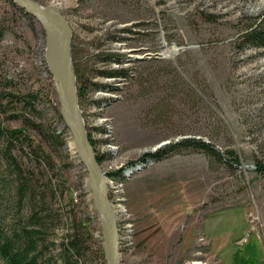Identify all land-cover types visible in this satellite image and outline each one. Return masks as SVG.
<instances>
[{
	"label": "rangeland",
	"instance_id": "obj_1",
	"mask_svg": "<svg viewBox=\"0 0 264 264\" xmlns=\"http://www.w3.org/2000/svg\"><path fill=\"white\" fill-rule=\"evenodd\" d=\"M34 1L55 8L68 27L75 91L85 88L78 111L95 140V157L103 156L98 163L117 212L122 264H264V173L257 170L264 165V47L251 41L264 36V0ZM45 44L31 16L0 0V96L38 92L40 114L33 120L51 124V134L63 140L42 142L26 129L31 145L23 141L12 154L29 171L30 190L19 197L6 177L0 230L26 226L33 206L38 216L48 215L40 224L37 263L62 264V243L82 221L86 252L78 264H107L87 172L60 116ZM170 47L176 54L163 55ZM9 97H2L0 117L16 130L22 118L10 116L23 105L8 104ZM186 138L231 151L238 163L187 149L160 161L143 158ZM33 146L46 161L34 159ZM118 168L120 176L110 173ZM140 177L139 195L130 194L128 184Z\"/></svg>",
	"mask_w": 264,
	"mask_h": 264
},
{
	"label": "trees",
	"instance_id": "obj_2",
	"mask_svg": "<svg viewBox=\"0 0 264 264\" xmlns=\"http://www.w3.org/2000/svg\"><path fill=\"white\" fill-rule=\"evenodd\" d=\"M23 14L26 15L24 12ZM251 41H255L257 45L264 47L263 35H252ZM97 57L98 59L102 60L110 58V55H99ZM98 74H101L102 76L116 75V73L104 71L98 72ZM124 74L126 73L123 72V74L120 73L119 75ZM89 85L93 86L94 88L103 87L95 83H90ZM84 90V87H79L77 89V101L80 99V97L84 96ZM5 95L10 96L7 102L8 104L14 103L15 101L20 102L21 105H23L21 110L28 111L29 115L26 116L21 110H19V115L10 116V118L13 119L22 118V127L16 130L5 127L3 124L4 119L0 117V199L2 197V193L5 191L6 181H8H5L6 177H11L16 182L15 194H18L19 197H21L24 192H29L30 190V173L28 170L26 171L25 168H22V164L20 163L21 158L12 154V149L15 146L21 145L23 141H26L27 145H31L28 136H26L24 133L27 128H30V130L36 132L42 142L48 141L47 143L53 142L61 145L63 144V140L60 139L59 135L57 136L53 132L51 134V131L49 130L50 127H52L51 124L45 125V123L43 124L41 121L36 122L33 120V117L37 116V114H40L34 108L36 101H38V92H28L27 94L21 95L19 97L15 96L12 92L11 94H3V96ZM2 97L0 96V116L5 113L4 107L1 104L3 99ZM14 109H16V106ZM58 117L60 118L59 114ZM103 131L104 130H101L100 132L103 133ZM89 137L90 135L88 136V139L93 147V142L95 140H92ZM102 141L108 143L110 140L104 139L101 140V142ZM185 149L195 152L201 150L204 153L212 155L213 157L217 156L221 162H229V164L238 163V159L236 158L235 154H233V152L227 151L226 154L220 153L210 143L194 138H186L176 143L168 144L154 153L144 154L143 158L160 161L171 154H178L180 151ZM31 153H33L34 159L36 161H40L41 159L46 161V158H48L45 156V154L41 153L39 146H33ZM96 160L100 163L103 160V156H99V154H97ZM257 170L261 173H264V165L258 164ZM111 173L115 174L116 176H120L121 170H115ZM43 209V207L38 208L39 212H43ZM30 213V221L26 223V226L22 225L15 228L13 227L14 230H12V232L9 234L0 230V261L2 264H38L37 262L41 252L37 251V243L39 239L41 240L42 236L40 224L43 223L45 219H47L46 217L48 215L43 217L38 216L33 206ZM83 226V222L77 220L73 226L72 232H70L66 236L65 241H63L61 246L62 264H78L77 259H81V257H83L82 255L86 252V246L84 244V240L82 238L83 234L81 232L83 230ZM98 253L101 254H98L99 258L103 259L102 253ZM72 257H75V261H73L74 259ZM99 264L105 263L102 260V263L100 262Z\"/></svg>",
	"mask_w": 264,
	"mask_h": 264
},
{
	"label": "water",
	"instance_id": "obj_3",
	"mask_svg": "<svg viewBox=\"0 0 264 264\" xmlns=\"http://www.w3.org/2000/svg\"><path fill=\"white\" fill-rule=\"evenodd\" d=\"M15 6L31 16L46 36L45 61L54 79V90L60 104V116L73 137V145L87 172L88 187L99 214L103 234V253L107 264H122L117 242L116 224L107 202L103 171L95 159L81 115L78 111L74 74L70 62V34L59 12L43 7L34 0H12ZM165 144L160 143L156 150Z\"/></svg>",
	"mask_w": 264,
	"mask_h": 264
},
{
	"label": "bare ground",
	"instance_id": "obj_4",
	"mask_svg": "<svg viewBox=\"0 0 264 264\" xmlns=\"http://www.w3.org/2000/svg\"><path fill=\"white\" fill-rule=\"evenodd\" d=\"M34 20V19H33ZM45 35V34H44ZM45 42H46V36H45ZM46 44H45V53H46ZM69 49H70V56H71V46H70V44H69ZM176 52H177V49L175 48V47H170V48H166L163 52H162V54L163 55H168V54H170V55H172V54H176ZM70 62H71V66H72V61L70 60ZM50 73V72H49ZM73 74H74V72H73ZM53 77V76H52ZM54 80V79H53ZM53 87H54V84H53ZM55 91V90H54ZM76 94V101H77V93H75ZM59 112H60V108H59ZM82 119V118H81ZM85 129V128H84ZM86 130V129H85ZM86 134H87V132H86ZM88 135V134H87ZM71 137H72V134H71ZM72 139V141H73V137L71 138ZM87 139H88V136H87ZM88 142H89V139H88ZM89 144H90V142H89ZM74 146V145H73ZM90 146L92 147V145L90 144ZM92 149H93V147H92ZM94 152V151H93ZM95 153V152H94ZM95 159H96V157H95ZM97 161V160H96ZM98 163V162H97ZM99 164V163H98ZM141 168V167H140ZM140 168H137V169H140ZM123 169H126V168H122V170ZM117 170H120L119 168L117 169ZM102 171H103V175H104V178H105V184H106V188H107V183H106V175H105V172H104V170L102 169ZM115 171V170H114ZM112 171L110 170V173H111ZM107 180H108V178H107ZM118 183H121V182H118ZM108 184H109V180H108ZM87 185H88V183H87ZM89 188V187H88ZM90 189V188H89ZM91 191V190H90ZM91 197H92V192H91ZM107 204H108V207H109V210H110V212H111V214H112V216H113V219H115V216H116V214H117V212L112 208V205L109 203V201H108V198H107ZM95 206V205H94ZM96 209V208H95ZM97 211V210H96ZM97 214H98V212H97ZM98 216H99V214H98ZM100 217V216H99ZM122 234V233H121ZM125 235V234H124ZM119 239H123V236L122 237H119ZM125 242V241H124ZM191 264H202V263H200V262H197V261H194L193 263H191Z\"/></svg>",
	"mask_w": 264,
	"mask_h": 264
},
{
	"label": "crops",
	"instance_id": "obj_5",
	"mask_svg": "<svg viewBox=\"0 0 264 264\" xmlns=\"http://www.w3.org/2000/svg\"><path fill=\"white\" fill-rule=\"evenodd\" d=\"M141 178V177H140ZM142 179V178H141ZM141 179H139V178H136L135 180H133L132 182H130L129 184H128V190H129V192H130V194H133L134 195V193H136V196H138L139 195V193H140V191H139V189H141V186H143V184H144V178L141 180ZM141 183H143L142 185H141ZM136 190V191H135ZM169 228H171V227H169ZM170 230V229H169ZM169 236H171V234L169 233ZM170 238V237H169Z\"/></svg>",
	"mask_w": 264,
	"mask_h": 264
}]
</instances>
